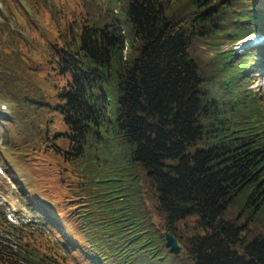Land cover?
Wrapping results in <instances>:
<instances>
[{
  "label": "trees",
  "instance_id": "16d2710c",
  "mask_svg": "<svg viewBox=\"0 0 264 264\" xmlns=\"http://www.w3.org/2000/svg\"><path fill=\"white\" fill-rule=\"evenodd\" d=\"M56 12L37 43L67 79L53 109L69 142L46 129L40 146L64 197L30 193L10 160L29 140L5 139L44 228L15 234L23 251L0 238V264H264V43L235 49L264 36V0H79L63 26Z\"/></svg>",
  "mask_w": 264,
  "mask_h": 264
},
{
  "label": "rangeland",
  "instance_id": "374dc122",
  "mask_svg": "<svg viewBox=\"0 0 264 264\" xmlns=\"http://www.w3.org/2000/svg\"><path fill=\"white\" fill-rule=\"evenodd\" d=\"M78 1L0 0V149L7 148L5 139L12 142L29 140L26 150L15 153L10 159L11 164L24 177L29 192L40 195V198L43 196V199L49 202H52L51 197L55 200L64 197L65 188L58 173V163H61V159L48 156L41 150L40 145H44L43 135L45 130L49 129L52 136L59 133L55 142L60 147H68L69 137L64 134L67 127L60 111L53 109L56 102L55 93L67 79L58 73L55 62L45 61V46L42 43L38 45L37 42L51 37L55 32L50 12L56 17V11L61 13L59 20L63 26L66 19L70 18L67 15L68 10L73 11ZM257 38L250 37L235 48L240 49L246 43L257 41ZM263 43L264 40H260L259 44ZM252 87L264 95V70L256 77ZM39 102H42V108H47L48 111L41 113L37 107ZM6 119H10V122ZM49 121V127L46 128L44 124ZM34 149L38 152L33 155V161H26L24 153L31 155ZM5 164L0 159V165L4 169L3 173L0 172V220L5 223L3 218L6 217L15 228L11 232L0 231V238L12 249L23 251L25 246L19 243L15 234L25 235L30 232V226L32 230H36L42 225L40 218L19 199L18 194L25 195L27 191L18 181L12 180ZM72 180L69 177V181ZM38 235L36 234L37 237ZM50 247L55 250L52 243ZM60 255L63 257L62 264L78 263L73 257L66 262L65 255ZM48 261L54 264L52 259Z\"/></svg>",
  "mask_w": 264,
  "mask_h": 264
},
{
  "label": "water",
  "instance_id": "95a60500",
  "mask_svg": "<svg viewBox=\"0 0 264 264\" xmlns=\"http://www.w3.org/2000/svg\"><path fill=\"white\" fill-rule=\"evenodd\" d=\"M165 237H166V242L168 246L173 252L177 254H183V250L181 246L178 244L177 238L172 233H170L169 231H166Z\"/></svg>",
  "mask_w": 264,
  "mask_h": 264
}]
</instances>
